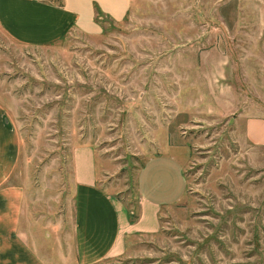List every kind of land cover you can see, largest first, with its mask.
I'll list each match as a JSON object with an SVG mask.
<instances>
[{
  "label": "rangeland",
  "instance_id": "rangeland-1",
  "mask_svg": "<svg viewBox=\"0 0 264 264\" xmlns=\"http://www.w3.org/2000/svg\"><path fill=\"white\" fill-rule=\"evenodd\" d=\"M97 10L98 33L50 46L0 33V105L32 232L65 210L74 147L92 148L98 186L129 209L139 166L168 153L182 196L144 250L102 264H264V145L244 124L264 119V0H131L120 21Z\"/></svg>",
  "mask_w": 264,
  "mask_h": 264
},
{
  "label": "crops",
  "instance_id": "crops-1",
  "mask_svg": "<svg viewBox=\"0 0 264 264\" xmlns=\"http://www.w3.org/2000/svg\"><path fill=\"white\" fill-rule=\"evenodd\" d=\"M130 1L61 0L62 5L56 6L39 0H0V33L22 46H50L71 30L98 33L94 7L120 21ZM244 124L246 140L264 145V119L248 118ZM19 144L0 105V264L120 262L139 253V246L144 250L143 241H151L159 230L160 212L184 192L179 160L168 153L148 158L135 176L139 217L128 223L123 204L98 186L92 148L76 146L65 210L59 208L53 220L34 219L40 223L36 235L31 230L30 202H25L22 186L16 182Z\"/></svg>",
  "mask_w": 264,
  "mask_h": 264
},
{
  "label": "trees",
  "instance_id": "trees-1",
  "mask_svg": "<svg viewBox=\"0 0 264 264\" xmlns=\"http://www.w3.org/2000/svg\"><path fill=\"white\" fill-rule=\"evenodd\" d=\"M52 5H54V4H52ZM61 5H62V3H60V4L56 5V6H61ZM100 17H103V16H101L99 11L97 10V7H94V18H93L94 22L98 26L101 27V22H100V19H99ZM125 210H126V216H127L128 223H134V222H136L138 220V217H139L138 204L134 205L132 209H129V208L125 207Z\"/></svg>",
  "mask_w": 264,
  "mask_h": 264
}]
</instances>
